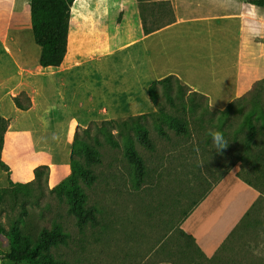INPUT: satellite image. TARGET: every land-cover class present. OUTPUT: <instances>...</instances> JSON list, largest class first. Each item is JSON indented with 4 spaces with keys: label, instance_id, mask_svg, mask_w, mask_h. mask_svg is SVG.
I'll list each match as a JSON object with an SVG mask.
<instances>
[{
    "label": "rangeland",
    "instance_id": "374dc122",
    "mask_svg": "<svg viewBox=\"0 0 264 264\" xmlns=\"http://www.w3.org/2000/svg\"><path fill=\"white\" fill-rule=\"evenodd\" d=\"M85 1L76 0L71 10L74 39L80 20L89 22L98 17L94 6L89 8ZM110 2L114 7L115 0ZM137 5L142 30L143 19L148 28L161 27L175 18V10L187 20L177 29L176 45L169 46L167 55L161 53V46L153 53L154 43L150 54L140 52L138 47L132 55L119 57L111 67H98L96 63L79 67L78 72L58 87L50 88V92L31 97L13 91L7 97L4 90L0 95V118L8 120L2 160L9 169L6 172L0 167V264H15L7 259L10 241L6 233L13 227L36 240L54 222L62 224L68 233L67 243L51 250L65 264H264V241L257 237L264 234V209L262 223L248 231L252 235L244 239L239 236L220 260H204L193 241L180 230L186 215L234 167L241 168V177L255 185L264 197V175L247 172L245 166L251 164L244 160L248 113L253 112L257 127L264 123V77L233 99L234 107L227 114L212 107L206 96L195 95L200 108L195 113L181 114L189 120L187 137L179 136L166 124L163 130L167 136L160 133L156 122L158 108L148 94L150 85L167 74L165 69L176 66L183 72L202 73L209 82L231 72L241 34L235 19L239 10L258 23L259 34L250 37L264 43V8L253 6L248 0H137ZM28 33L36 44L32 32ZM162 58L168 59V66H163ZM3 59L0 58V78H6L9 69L10 78L4 80V85L9 83L12 87L17 70ZM192 59L198 60L194 66ZM223 59L227 65H220ZM184 91L186 95L194 92L188 86ZM14 97L28 110H19ZM161 102L165 111L177 114L163 95ZM141 115H147L141 121L155 145L153 151L136 139L132 123ZM102 127L113 134L116 146L108 142ZM87 129L89 134L85 133ZM209 130L222 132L228 146L217 151ZM127 136L147 167L139 188L125 157ZM76 137L91 144L97 138L101 143V163L92 167L97 181L90 187L81 182L87 206L98 210V225L89 224L82 231L69 213L65 198L55 191L72 173ZM260 148H264V129L256 136L253 154ZM36 170L47 173L41 182L35 180ZM10 181L32 182L31 195L15 197Z\"/></svg>",
    "mask_w": 264,
    "mask_h": 264
},
{
    "label": "crops",
    "instance_id": "0c3cea01",
    "mask_svg": "<svg viewBox=\"0 0 264 264\" xmlns=\"http://www.w3.org/2000/svg\"><path fill=\"white\" fill-rule=\"evenodd\" d=\"M30 2L31 0H0V58L3 57L9 65L12 63L17 70L13 76L15 82L12 87L9 83L4 85V80L8 81L10 78L9 69L6 78H0L1 96L5 91L7 97L13 91L16 94L25 92L31 97L38 96L44 91L50 92V88L58 87L59 83L70 78V75L78 72L82 66L96 63L98 67H111L119 57L125 56L126 53L132 55L138 47L140 52L145 50L150 54L149 48L154 43L156 47L154 50L151 49L152 52L157 53L158 47L161 46V53L167 55L169 46L176 45L177 29L187 24V20L178 16L175 10L173 23L169 22L161 26L160 30L145 36L137 0H115L114 7L111 6L110 0H87L84 4L89 8L94 6V15L98 16L97 19H92L94 17L92 15L93 17H90L92 21L80 20L76 39L72 37L69 22L68 50L63 63L60 67L44 68L40 65L41 47L32 42V37L28 33L29 31L33 34ZM120 14L122 18L119 20ZM235 19L238 20L241 34L235 52L234 69L231 72L216 77L217 80L214 82H209L203 79L202 73L194 70L183 72L176 66L169 70L165 69L167 74L158 80L174 75L194 92L206 96L212 107L224 111L233 99L245 94L255 81L264 77V43H257L256 38L250 37L259 34V29L256 28L258 23L247 18L242 9ZM174 52L176 53V50ZM225 54L223 53V56ZM167 60L162 58L163 66H168ZM197 61L192 59L191 66ZM227 63V60L223 59L220 65L224 66ZM263 125L261 122L259 127ZM245 170L252 175L255 174L251 165L245 166ZM240 171L241 168L234 167L225 173L181 223L182 234L193 241L204 260L223 259L239 236L244 239L252 235L248 233L249 229L247 233L242 232L231 238V234L247 212L259 199H264L255 185H250L239 177ZM257 237L264 241L263 233Z\"/></svg>",
    "mask_w": 264,
    "mask_h": 264
},
{
    "label": "trees",
    "instance_id": "16d2710c",
    "mask_svg": "<svg viewBox=\"0 0 264 264\" xmlns=\"http://www.w3.org/2000/svg\"><path fill=\"white\" fill-rule=\"evenodd\" d=\"M75 2L76 0H31L30 2L33 36L37 45L41 47L40 65L44 68L60 67L65 59L68 47L71 10ZM248 3L259 8H264V0H248ZM121 18L122 14H120L119 20ZM174 21L175 18L170 23ZM160 29L161 27L148 28L143 19V32L145 36ZM184 87L186 86L182 84L179 78L168 76L154 81L148 89V94L153 105L158 108L156 122L163 136H167L163 130L164 124L175 130L179 136L187 137L190 135L189 120H187L185 115L181 114L188 112L195 113L200 108V105L194 100V96L200 94L191 92L190 95H186ZM162 95L179 115L163 109V103L161 102ZM13 100L19 110H28V108L20 103L17 97H14ZM233 107V103L229 104L222 113H230ZM253 116V112H249L246 119L249 133L245 140V147L248 155L246 154L244 160H248L249 164L253 166L255 173L258 172V174L263 176L264 148H260L257 154H253L252 149L255 147L256 136L260 133L261 129H264V125L257 127L253 123ZM139 117L141 118H137L136 120L132 118L134 121L132 126L136 139L143 147L153 151L155 145L150 138L146 124L141 121L147 115ZM261 117L264 118V115L262 114ZM110 123L113 122L110 121ZM7 129L8 120L0 118V167L5 169L6 172L9 169L2 160V152L4 150ZM101 131L107 137L108 142L114 146L117 145L110 131L105 127H102ZM85 133L89 134V130H85ZM126 139L125 157L133 169L136 186L139 188L146 176V163L137 152L131 137L127 136ZM94 140V144H91L89 140L79 137L75 138L71 158L72 173L55 189L60 197L65 198L69 206V213L76 218L77 225L81 231L89 224L92 226L98 225V210L94 206H87V195L81 186V182L90 187L97 181V175L94 173L92 167L101 163V155L98 150V146L101 143L97 138ZM46 174L43 170H36L35 180L41 182L43 176ZM239 177H241L240 173ZM245 182L253 185L246 179ZM10 184L13 187L12 191L15 197L20 194L29 196L32 193V182L22 184L10 181ZM263 209L264 199L261 198L247 212L240 225L231 234V238H235L238 234L247 232L254 225L262 223L260 220L263 216ZM6 237L10 241V252L7 255V259L15 264H65L57 260L51 252L53 248L66 244L68 240V233L64 231L62 224L58 222H54L51 228L43 229L36 240L23 234L22 230L18 227H13L6 233Z\"/></svg>",
    "mask_w": 264,
    "mask_h": 264
},
{
    "label": "clouds",
    "instance_id": "9594fccd",
    "mask_svg": "<svg viewBox=\"0 0 264 264\" xmlns=\"http://www.w3.org/2000/svg\"><path fill=\"white\" fill-rule=\"evenodd\" d=\"M208 134L212 137L213 144L217 148V151H220L228 146V143L225 140L222 132L216 130H209Z\"/></svg>",
    "mask_w": 264,
    "mask_h": 264
},
{
    "label": "bare ground",
    "instance_id": "6f19581e",
    "mask_svg": "<svg viewBox=\"0 0 264 264\" xmlns=\"http://www.w3.org/2000/svg\"><path fill=\"white\" fill-rule=\"evenodd\" d=\"M68 50V49H67Z\"/></svg>",
    "mask_w": 264,
    "mask_h": 264
}]
</instances>
